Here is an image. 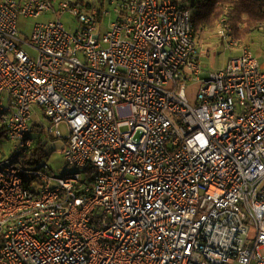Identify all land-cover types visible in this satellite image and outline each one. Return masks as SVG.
<instances>
[{
  "label": "built area",
  "instance_id": "built-area-1",
  "mask_svg": "<svg viewBox=\"0 0 264 264\" xmlns=\"http://www.w3.org/2000/svg\"><path fill=\"white\" fill-rule=\"evenodd\" d=\"M219 27L203 75L184 4L0 0V126L20 151L40 108L76 170L0 156V264H264V63Z\"/></svg>",
  "mask_w": 264,
  "mask_h": 264
},
{
  "label": "trees",
  "instance_id": "trees-1",
  "mask_svg": "<svg viewBox=\"0 0 264 264\" xmlns=\"http://www.w3.org/2000/svg\"><path fill=\"white\" fill-rule=\"evenodd\" d=\"M173 1L182 4L177 0ZM184 5L192 11V22L196 37H202L206 32L214 31L217 23L225 19L233 28L235 37L246 44L252 34L259 30V26L264 24V0H188ZM99 9H101V6H99ZM34 126L36 128L33 133L35 136L30 135L25 142H30L31 145L24 146L20 151L12 149L13 147L7 141V130L4 126H0V146H5L7 151L10 152L9 154L6 151L1 152V157L15 159L21 166L23 164L28 167L50 158L51 153L49 154L48 143L45 138L48 137L51 140L57 138L47 135L43 126L38 122H35ZM21 158L23 159L22 163L19 162ZM24 169L37 172L47 170L52 174L48 166H42L37 170Z\"/></svg>",
  "mask_w": 264,
  "mask_h": 264
},
{
  "label": "rangeland",
  "instance_id": "rangeland-1",
  "mask_svg": "<svg viewBox=\"0 0 264 264\" xmlns=\"http://www.w3.org/2000/svg\"><path fill=\"white\" fill-rule=\"evenodd\" d=\"M179 3L185 4L188 0H177ZM54 19V17H53ZM52 16L49 17H41L37 20L30 19L26 17H19L18 19V27L20 31V35L23 40L30 38L33 33V29L36 23H46L48 21L53 20ZM114 17H109L105 20L103 31H105L108 27V24ZM62 22L66 26L67 30L74 27L73 18L70 15H65L62 17ZM219 24L217 23L216 29L214 31L206 32L202 37H196V41L198 43V48L200 52L203 54L201 58V63L203 67V75L215 74L220 70L224 69L225 66L228 65L229 61L241 54V48H237L231 46L230 48L224 43V41L219 36ZM263 25V24H262ZM232 41L233 43H239L241 47H250L252 53L255 58L259 60L261 64L264 63V30L261 29V25L259 26V30L254 32L250 37V40L245 44L239 41L235 35L232 28ZM23 49L32 56H35L36 53L34 50L30 49L27 46H23ZM33 119L34 121L40 123L46 134L48 135V129L50 127L49 121L45 118L43 111L40 108L34 107ZM62 131L64 134L63 139H49L45 134V141L48 143V151L50 154V158L45 159L41 163H37L30 167L23 165L24 168H32L39 169L42 166H48L52 171V174L55 178H63L67 174H74L76 170L74 168H68L65 158L63 156V149L65 147V139L67 138L68 132L65 127H62ZM31 136H35L32 134ZM6 151L8 154L10 152L7 151L5 146H0V156L1 152ZM15 155V154H14ZM13 155V156H14ZM19 162L22 163L23 159H19ZM35 186V183H34Z\"/></svg>",
  "mask_w": 264,
  "mask_h": 264
},
{
  "label": "crops",
  "instance_id": "crops-1",
  "mask_svg": "<svg viewBox=\"0 0 264 264\" xmlns=\"http://www.w3.org/2000/svg\"><path fill=\"white\" fill-rule=\"evenodd\" d=\"M36 122V121H35Z\"/></svg>",
  "mask_w": 264,
  "mask_h": 264
}]
</instances>
